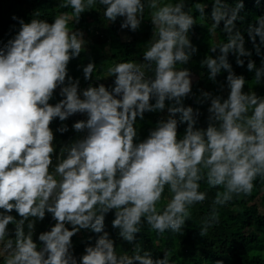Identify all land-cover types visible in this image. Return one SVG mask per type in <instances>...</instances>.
Segmentation results:
<instances>
[{"label": "clouds", "instance_id": "obj_1", "mask_svg": "<svg viewBox=\"0 0 264 264\" xmlns=\"http://www.w3.org/2000/svg\"><path fill=\"white\" fill-rule=\"evenodd\" d=\"M96 4L97 0H62L60 7L71 6L72 12H61L51 22L39 14L30 21L14 14L19 30L0 46V253L5 264H175L168 250L162 258H153L151 250L142 253L136 244L134 254H118L104 230L106 213L115 210L113 227L129 242L136 240L145 220L160 233L169 228L180 231L190 206L207 197L199 183L206 177L210 186L223 185V191L217 192L202 222L203 235L219 222L216 205L226 204L234 194H250L256 177H264V95L245 91V76L228 60L230 52L238 65L247 59L248 70H255L256 80L264 82V60L258 67L236 23L244 0H236L235 6L213 0L210 31L223 21L228 39L211 45L210 52L219 49V54H206L200 63L210 70L212 81L227 69L230 91L225 98L202 90L198 102L211 101L206 128L195 126L200 110L184 103L192 92V77L183 65L196 51L189 36L196 20L187 10V0H99L109 21L124 17L121 27L133 31L150 8L153 37L143 63H115L108 68L115 77L113 85L89 84L81 96L80 78L68 75V64L85 50L87 41L81 29L70 28L69 19L78 21ZM206 7L199 3V12L205 13ZM247 33L256 53L264 57V14L248 25ZM95 66L94 61L83 65L85 80L92 79ZM58 86L63 98L50 103ZM165 108L168 114L147 137L138 139L137 117ZM77 112L86 113L87 119L72 127L84 135L57 152L50 124ZM182 122L187 126L179 135ZM68 129L62 123L57 130ZM166 185L171 195L160 208ZM46 211L56 223L39 233L38 244L36 224ZM86 228L102 234L78 259L72 237Z\"/></svg>", "mask_w": 264, "mask_h": 264}, {"label": "trees", "instance_id": "obj_2", "mask_svg": "<svg viewBox=\"0 0 264 264\" xmlns=\"http://www.w3.org/2000/svg\"><path fill=\"white\" fill-rule=\"evenodd\" d=\"M201 2L207 4L204 10L207 14L199 12L198 4ZM228 2L235 6L236 0H228ZM61 3L62 0H0V46H3L19 30V20L13 19L14 14L17 17H22L25 21H30L32 17L39 14L42 18L51 22L61 12H72L71 6L60 7ZM212 7L213 0H187V10L194 15L196 20L189 31L192 45L195 46L196 51L192 52L193 56L183 67L189 68L190 72L196 75V79L192 82V92L184 98V103L200 110L195 126L204 128L209 124L208 117L210 113L208 108L211 101L208 99L203 103L198 102L202 90H208L214 95L222 94L225 98L230 91L226 80L227 69L222 68L221 72L217 74L216 81H212L208 76L210 70L206 65L200 63L206 54L213 56L219 54V49L216 52H210L211 45L224 43L228 39L222 28L223 21L214 32L210 31L213 23L211 19ZM146 10L147 8L139 27V37L126 41L121 40L119 35L121 27L119 19L109 24L108 18L104 15V6L99 4V0H97L95 6L86 9L78 21L73 16V20L81 30L95 35L97 38L96 44L90 45L87 53L82 51L78 57L70 59L68 64V75L80 78L81 91L90 81L89 84L97 85L95 80L110 86L115 77L108 72L109 67L114 66L119 61H134L137 58H144L143 52L145 49L143 47L148 44L154 27ZM261 14H264V0H244V7L240 10L239 19L236 21L237 27L245 32L246 47L252 49L251 58L255 60L258 67L261 66L264 57L256 53L253 42L248 36L247 27L250 23H255ZM199 30L202 33L196 37L194 34ZM257 42H259L258 36ZM228 60L237 74L245 76L247 80L244 86L245 91L254 89L258 95H264V82L256 80L255 70H248L247 59H245L243 66L238 65L235 54L230 52ZM90 61H94L96 66L92 79L85 80L83 65ZM178 66L182 67V65ZM146 69V74L151 75V69ZM62 98L60 92L55 89L54 96L49 102L54 104ZM167 103H170V101L166 100ZM167 114V110L162 112L146 111L142 119L144 127L141 133H138V139L147 137L149 130L155 126V123ZM175 115L177 118L180 116L179 113ZM80 119H87V117L84 118L80 112H77L68 117L66 121H60L57 117L51 122L50 127L53 128L55 133L56 140L54 144L57 152L63 144L72 141L77 136L84 135V132L77 131L72 127L73 123ZM62 123L69 125L68 131L63 133L57 130ZM186 126L187 122L178 125L179 135H183ZM50 171H54V169L50 168ZM199 183L200 190L206 191L207 197L205 200L198 201L190 206L189 216L180 231L169 228L160 233L158 230L151 228L145 220L141 225L140 232L135 234L136 240L129 242L118 235V228L113 227L112 221L115 218V210L106 213L104 230L108 231L113 238L117 253L124 254L127 252L132 255L135 251L133 244H136L142 253L145 250H151L153 258H162L164 251L168 250L170 258L175 261V264H215L217 260H223L224 264H264V177H256L253 191L250 194H234L233 199L226 204L216 205L219 211V222L211 225L207 233L203 235L200 231L202 222L211 213L215 196L218 191H223V185L210 186L206 177L201 179ZM170 195L171 193L166 185L162 199L158 202V207L162 208ZM258 196L260 197V205L255 203ZM12 212L19 219V214L15 209ZM52 217V214L46 211L43 220L37 221L34 239L37 240L38 244H42L38 240L39 233L50 230L53 225L54 220H52ZM68 227H72V225L69 224ZM9 228L14 229L11 222ZM82 230L72 237L75 256L78 259L84 253L85 246L94 244L96 238L102 234L90 230L81 239L79 237H81ZM11 235H14V231ZM0 264H5L3 256H0ZM134 264H140V262L134 261Z\"/></svg>", "mask_w": 264, "mask_h": 264}, {"label": "rangeland", "instance_id": "obj_3", "mask_svg": "<svg viewBox=\"0 0 264 264\" xmlns=\"http://www.w3.org/2000/svg\"><path fill=\"white\" fill-rule=\"evenodd\" d=\"M147 15L151 18V9L150 8H147ZM117 19H119V21H120V23H121V21L124 19V17H118ZM202 22V21H201ZM108 23L110 24V23H113L112 21H109V19H108ZM69 26H70V28L71 29H73V30H75V29H80L79 27H78V24L73 20V17H71L70 19H69ZM83 31V30H82ZM139 31H140V29L138 28L137 30H135V31H133L130 27L129 28H122V27H120V31H119V35H120V38H121V40H133V39H135V38H138L139 37ZM84 32V37H85V39H86V41H87V44H86V48H85V50L83 51V52H85V53H87L89 50V46L90 45H94V44H96V40H97V38H96V36L95 35H91V34H89V33H87L86 31H83ZM201 33H202V31H198V32H196L194 35L196 36V37H198V36H200L201 35ZM152 37H153V31H152V36H151V38H150V40H149V42H148V44L146 45V46H144L143 48L146 50V48L148 47V45L151 43V39H152ZM193 56V54H191V57ZM143 61H144V58H137V59H135L134 60V62H136V63H138V64H141V63H143ZM144 71L146 72L147 71V69L146 68H144ZM191 77H192V82L196 79V75L193 73V72H191ZM114 83V82H113ZM113 83H111V85H113ZM57 92H60V87L58 86L57 87ZM164 110H167V108H165ZM81 114V116L82 117H84V118H86L87 117V115H86V113H80ZM137 127H138V133L140 134L141 133V131L143 130V127H144V124H143V120L140 118V117H137ZM260 197L258 196L256 199H255V203L256 204H258V205H260L261 203H260V199H259ZM56 223V220L54 219V223L53 224H55ZM91 229L90 228H86V229H83L82 230V234H81V237H79V238H81L82 239V237H84V236H86L87 235V233L90 231ZM74 246H73V254L75 255V250H74ZM0 256H3L4 257V255L2 254V253H0Z\"/></svg>", "mask_w": 264, "mask_h": 264}, {"label": "water", "instance_id": "obj_4", "mask_svg": "<svg viewBox=\"0 0 264 264\" xmlns=\"http://www.w3.org/2000/svg\"><path fill=\"white\" fill-rule=\"evenodd\" d=\"M90 82H91V81H90ZM90 82H88V83L84 86V88H86ZM84 88H83V89H84ZM82 95H83V93H82V91H81V96H82ZM52 220H54L53 217H52Z\"/></svg>", "mask_w": 264, "mask_h": 264}, {"label": "built area", "instance_id": "obj_5", "mask_svg": "<svg viewBox=\"0 0 264 264\" xmlns=\"http://www.w3.org/2000/svg\"><path fill=\"white\" fill-rule=\"evenodd\" d=\"M95 83H96L97 85H99V84H100V82H99L98 80H95Z\"/></svg>", "mask_w": 264, "mask_h": 264}]
</instances>
